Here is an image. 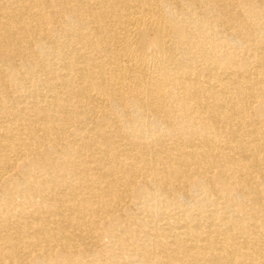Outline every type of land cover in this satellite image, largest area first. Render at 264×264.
Here are the masks:
<instances>
[{
  "label": "bare ground",
  "instance_id": "obj_1",
  "mask_svg": "<svg viewBox=\"0 0 264 264\" xmlns=\"http://www.w3.org/2000/svg\"><path fill=\"white\" fill-rule=\"evenodd\" d=\"M0 264H264V0H0Z\"/></svg>",
  "mask_w": 264,
  "mask_h": 264
}]
</instances>
